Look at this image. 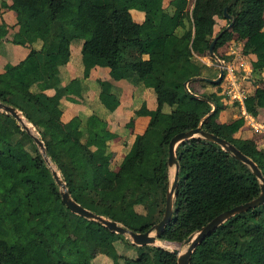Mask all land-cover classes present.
Masks as SVG:
<instances>
[{"label":"trees","instance_id":"trees-1","mask_svg":"<svg viewBox=\"0 0 264 264\" xmlns=\"http://www.w3.org/2000/svg\"><path fill=\"white\" fill-rule=\"evenodd\" d=\"M127 2L12 0L10 7L24 20L12 41L19 43L24 37L28 43L38 39L42 43L39 49L30 46L19 62L4 66L0 101L16 107L35 127L72 198L117 222L126 209L144 204L146 211L136 210L127 225L144 231L163 215L169 187L168 143L179 131L200 125L235 144L264 174V145L234 135L243 124L242 117L218 120L225 104L221 81L201 78L202 66L192 60L193 52L210 53L214 38L213 53L229 60L225 45L236 36L244 41L243 52L256 55L258 66L253 70L260 72L264 67V0H235L227 10L230 17L223 13L228 0H193L189 9L188 0H170L179 11L176 20L163 0H142L145 21L151 27L149 37L140 35L141 25L133 19ZM215 16L227 20L216 33ZM76 37L83 38L84 76L101 65L109 68L112 79L155 81L157 106L148 109L143 104L135 111L149 115V121L132 153L122 158L116 170L105 159L108 141L116 133L104 117L92 112L75 127L61 117L60 98L76 93L78 80L63 83L61 75L52 73L47 64L64 66L70 42ZM175 51L177 63L172 61ZM193 82L198 86H191ZM201 82L218 86L206 93L200 89ZM33 83L41 93L29 91ZM47 88L52 93L43 92ZM99 100L106 111L119 104L118 97L105 90L99 92ZM243 103L248 112L257 114L264 107V86H256ZM145 142L150 143L148 158ZM175 154L179 169L173 212L156 235L158 239L184 240L223 210L256 197L261 190L248 164L211 139L200 135L184 139ZM0 164L5 165L0 173V264H14L12 248L17 243L24 249L27 264H91L98 253L109 256L110 264H177V254L171 249L151 244L131 243L139 252L126 257L121 250L127 253L128 248L123 250L116 242L122 233L72 212L62 201L52 167L32 135L3 110ZM158 191L161 196H156ZM158 200L161 206L156 208ZM70 234L77 238L76 245L67 241ZM190 264H264V202L214 228L194 248Z\"/></svg>","mask_w":264,"mask_h":264},{"label":"crops","instance_id":"crops-1","mask_svg":"<svg viewBox=\"0 0 264 264\" xmlns=\"http://www.w3.org/2000/svg\"><path fill=\"white\" fill-rule=\"evenodd\" d=\"M11 2L12 0H0V72L4 70V66L7 63L15 64L23 59L29 52L30 46L39 49L42 43L39 39L28 43L24 37L21 38L19 43L12 41V36L17 31L18 25L23 23L24 20L10 7ZM163 6L173 13L174 19L178 18L179 11L170 5V0H163ZM189 6L188 4L187 8ZM127 7L133 19L141 25L140 35L149 37L151 35V27L145 21L142 0H128ZM215 20L214 33L227 23L225 18L218 16H215ZM235 37L233 36L232 40L225 45L231 55V59L236 62L239 70V73L236 72L234 84L229 83L228 75L222 66L221 60L213 52H193L192 60L196 64L203 66L200 77L205 75H208L206 77H216L219 74V70L223 69L224 74L221 80L223 84H226V88H222L223 90L221 91L224 94V99H227L226 101L228 102H225L220 110L218 120L223 122L242 117L243 124L234 135L252 138L258 146H261L264 145V107H259L258 113L252 114L245 109L243 98L248 94H252L256 86H264V67L260 72L253 70L254 67L258 66L256 55L250 52H243L244 41ZM82 43L83 39L80 37L70 42V56L64 66L57 67L50 63L47 66L52 73L58 72L61 75L63 83H67L72 79L78 80V83L74 85L76 93H69L60 98L59 106L62 110L61 117L63 120L69 121L71 126L75 127L84 123L87 116L92 112H96L105 118L107 127L116 133V136L108 141V154L111 155L109 167L112 169V167L116 166L114 168L116 170L122 158L132 153L137 137L144 131L149 121V115L137 114L135 111L143 104L148 109H153L157 106L156 94L153 89L155 81L152 78H145L133 83L125 78L112 79L109 74V68L101 65L93 66L88 76H84L81 62ZM232 43L233 45H231ZM231 50H234L233 54L230 52ZM176 59L175 54H173L172 61L177 63ZM215 61L218 63V67L214 65ZM205 70L209 71V73L204 72ZM241 73L245 74L242 77L243 80L240 77ZM201 83L214 86L208 82ZM203 84H201L200 89L202 92L207 93L208 91L205 90L207 86H203ZM101 90L114 93L118 97L119 104L113 111H106L100 102L99 92ZM214 90L215 88L210 91ZM29 91L33 94L42 92L37 83H33ZM43 92L50 94L52 89L47 88ZM229 104L231 106H226ZM129 121H131L130 125H128ZM0 165L1 173L5 165ZM110 263V257L104 253L96 254L91 260V264Z\"/></svg>","mask_w":264,"mask_h":264},{"label":"water","instance_id":"water-1","mask_svg":"<svg viewBox=\"0 0 264 264\" xmlns=\"http://www.w3.org/2000/svg\"><path fill=\"white\" fill-rule=\"evenodd\" d=\"M235 0H228L226 5L224 6V16L230 17L228 13V7L234 2ZM231 25V22L227 24V27ZM215 42V38L210 42L209 51L213 52V44ZM224 71L221 68L219 70V74L216 77H206L201 76V78L206 79L209 82H219L223 77ZM187 83V82H185ZM0 110H3L5 112H8L12 116L18 120L22 126L25 128V130L32 135L35 143L37 144L38 148L40 149L44 159L50 164L52 167V175L55 178L57 184L60 186V193H61V199L65 203V205L74 213H77L81 216H84L89 219H94L99 221L101 224H103L108 230L117 232V233H126L129 234L132 242L137 245H144V244H151L154 243L156 240V235L162 231L165 224L171 219L172 212H173V195L174 190L177 185L178 180V169L179 164L176 158L175 154V148L179 142H181L184 139L190 138L192 136H203L205 138L211 139L218 144H220L223 148L227 149L228 151L232 152L234 156H236L238 159L243 161L244 163L248 164V166L251 168L253 173L257 176V178L260 181V192L259 194L245 202L236 204L230 208H227L214 216L211 220H209L207 223L203 224L199 230L195 234H189L188 237L184 240L188 243V246L185 251L179 252L177 248H173L172 251L177 254V264H190V257L191 254L196 247V245L207 235L209 234L214 228H216L220 223H222L224 220L229 218L230 216L244 211L248 208L256 207L264 202V174L262 173L261 169L258 167V165L253 161L252 158L247 156L244 152H242L235 144L232 142H229L225 138L214 134L213 132L206 131L201 128L200 125L189 128L187 130H182L177 133H175L169 140L168 143V157H167V163L168 167L174 165V172H173V178L171 182L169 181V187L166 191L165 195V206L163 215L160 218L159 221H157L154 225L149 227L148 229L144 231H135L131 228L124 226L117 222L114 219L108 218L102 214L95 213L94 211L84 207L79 202H77L72 196L70 195L65 181L60 176V173L58 170L51 165L49 158L46 155L45 147L42 139L34 134L29 126L26 124V121L24 120V116L21 114V112L14 107L13 105L4 103L0 101Z\"/></svg>","mask_w":264,"mask_h":264},{"label":"rangeland","instance_id":"rangeland-1","mask_svg":"<svg viewBox=\"0 0 264 264\" xmlns=\"http://www.w3.org/2000/svg\"><path fill=\"white\" fill-rule=\"evenodd\" d=\"M192 2H193V0H188V4L190 5L189 6V8H191V6H192ZM187 4V5H188ZM188 8V9H189ZM219 17V16H218ZM222 18V17H221ZM176 19H177V17H176ZM175 19V20H176ZM76 38H79V37H76ZM76 38H74V39H76ZM81 38V37H80ZM81 39H83V38H81ZM73 40V39H72ZM71 40V41H72ZM174 54H175V57H177V54H178V52L177 51H175L174 52ZM229 56V55H228ZM225 57H227V56H225ZM230 59L229 60H231V55H230V57H229ZM225 61H228L227 59H224ZM212 61H213V59H212ZM216 67H218V63L215 61V64H214ZM202 69H203V66H202ZM204 72H206V73H209V71L207 72V70H205ZM236 72L237 73H239V70H238V67L236 68ZM205 73V74H206ZM205 76H208V75H205ZM243 76H245V74L244 73H241L240 74V77H241V79H242V77ZM243 80V79H242ZM196 85L197 83H194L193 82V84L191 83V86H193V85ZM199 84H203V83H199ZM222 84V85H221ZM221 84H220V86H222V87H220L221 88V90H223V89H225L226 88V84L224 83H222V80H221ZM207 86L206 87V91H210L211 89H213V88H217V86H209V85H207V84H203V86ZM197 86H198V84H197ZM223 88V89H222ZM219 92H220V90H219ZM225 100V102L227 103L228 101H226L227 99H224ZM231 103V102H230ZM226 106H231L230 104L229 105H226ZM24 120L26 121V123L29 125V127L31 128V130H32V132L34 133V134H36L37 136H38V132H37V130L35 129V127L30 123V122H28L25 118H24ZM37 145V144H36ZM109 152V151H108ZM145 156L148 158L149 156H150V143H147V142H145ZM110 157H111V155H109L108 154V157H105V159L107 158L108 159V161H109V159H110ZM106 159V160H107ZM112 159H113V157L111 158V161H112ZM99 164L100 165H103V159H101V160H99ZM108 164H110V162H108ZM1 166V165H0ZM116 166H114V167H112V169L113 170H115L114 168H115ZM110 168V167H109ZM0 170H1V167H0ZM173 172H174V165H172V166H170L169 167V181L171 182V180H172V178H173ZM148 196H151V195H148ZM156 196H161V192L160 191H158V193H157V195ZM151 198V197H150ZM161 206V202H160V200H158V202H157V207L156 208H159ZM136 210H140V211H142V212H145L146 211V206L144 205V204H141V203H139V204H135L133 207H130V208H128V209H126L125 210V212L123 213V215H122V217H121V219H120V221H118L120 224H122V225H124V226H127V225H129L130 223H131V219H132V216H133V214H134V212L136 211ZM197 231H195V232H193L192 234H195ZM123 234V236H121V238H119L116 242H117V245H118V247L119 248H121V249H123V250H125L126 248H128L127 250H125V251H127V253L126 252H124V251H122L121 250V252L124 254V256H126V257H133V256H136L137 254H138V252H139V250L137 249V247L136 246H134V245H132L131 243H133L132 242V239H131V237H130V235L129 234H126V233H122ZM67 241L70 243V244H72V245H76L77 244V238L75 237V236H73V235H68L67 237ZM185 240V239H184ZM184 240H181V241H176V240H163V239H158V238H156V240H155V242L154 243H151V245H158V246H161V247H164V248H168V249H173V248H177L178 250H179V252L181 253V252H183V251H185L186 250V248H187V246H188V243L187 242H185ZM133 244H135V243H133ZM145 245V244H144ZM12 252H13V263L14 264H27L24 260H23V254H24V249L22 248V246H21V244H19V243H17L13 248H12Z\"/></svg>","mask_w":264,"mask_h":264},{"label":"built area","instance_id":"built-area-1","mask_svg":"<svg viewBox=\"0 0 264 264\" xmlns=\"http://www.w3.org/2000/svg\"><path fill=\"white\" fill-rule=\"evenodd\" d=\"M231 45H233V43ZM230 52L233 54L234 50H231ZM220 60L222 62L223 68L225 69V71H226V73L228 75L229 83L230 84H234V81H235L234 79L236 77V68H237L236 62L233 61L232 59L228 60V61H225L224 59H220Z\"/></svg>","mask_w":264,"mask_h":264},{"label":"bare ground","instance_id":"bare-ground-1","mask_svg":"<svg viewBox=\"0 0 264 264\" xmlns=\"http://www.w3.org/2000/svg\"><path fill=\"white\" fill-rule=\"evenodd\" d=\"M27 124V123H26ZM28 125V124H27ZM29 126V125H28ZM30 128V127H29ZM30 130H31V128H30ZM32 131V130H31Z\"/></svg>","mask_w":264,"mask_h":264}]
</instances>
